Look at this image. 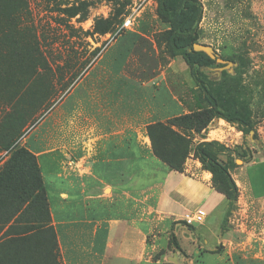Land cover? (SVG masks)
I'll use <instances>...</instances> for the list:
<instances>
[{
  "label": "crops",
  "instance_id": "obj_1",
  "mask_svg": "<svg viewBox=\"0 0 264 264\" xmlns=\"http://www.w3.org/2000/svg\"><path fill=\"white\" fill-rule=\"evenodd\" d=\"M146 3L156 21L155 0ZM161 29V23H134L111 38L22 139L36 158L50 219L41 228L38 213L20 210L10 217L0 233V264H41L40 253L51 248L60 264H192L214 243L225 247L226 259L217 264H264V235L248 233L237 243L236 227L221 231L226 200L192 152L180 173L152 153L148 125L200 108L189 68L155 41ZM221 124L229 125L212 121L194 135L193 146L225 133ZM247 156L230 175L239 192L263 201L264 160ZM195 211L201 220L185 225L184 215ZM177 230L187 235L193 258L180 247ZM168 236L180 247L171 256L167 248L160 252ZM26 251L32 260L25 261Z\"/></svg>",
  "mask_w": 264,
  "mask_h": 264
},
{
  "label": "rangeland",
  "instance_id": "obj_2",
  "mask_svg": "<svg viewBox=\"0 0 264 264\" xmlns=\"http://www.w3.org/2000/svg\"><path fill=\"white\" fill-rule=\"evenodd\" d=\"M198 1L202 6L198 43L211 47L217 58L224 61L201 71L210 78H218L222 70H227L240 82L244 87L240 101L248 110L252 124L247 135L233 125L224 127L221 124L225 133L218 130L206 137L220 139V143L230 149L235 166H241L249 158L248 154L264 160V0ZM146 2L148 0H0V172L11 165L15 150H27L22 139L36 123L47 117L105 44L124 31L122 24L126 18L132 19L131 28L134 23H160L157 18V22L153 19L154 12L148 10V5L144 8ZM70 10L76 13L74 17L69 16ZM106 21L113 22V31L104 35L94 33L96 23ZM165 29L162 25L160 32L154 35L162 53H166ZM239 58L243 59L244 67L234 75L237 62L231 61ZM31 134V137L35 135L34 132ZM242 153L247 157L241 159ZM25 160L20 163H25L23 169L30 177L31 165ZM219 160L225 162L226 157L220 155ZM28 177L23 175V187L16 179V182H2L0 233L2 226L20 210L40 214L41 228L49 222L50 217L47 219L38 202L33 201L38 194L34 190L37 184L32 181L29 185ZM237 189V200L232 208L226 207L232 211L229 217L224 215L221 231L236 227L235 242L240 243L246 242L251 234L264 235V200L250 199ZM174 235L185 254L193 258L195 253L191 242L185 238L187 235L180 230ZM170 239L168 236L167 247L164 238L160 241V252L164 253L167 248L169 256L175 252ZM224 248L221 243H214L211 251H200L197 261L192 264L223 262L226 259ZM160 252L155 255L159 256ZM39 258L41 264H52V259L60 264L59 253H54L53 248L49 252L42 251ZM25 259L32 260L30 251H26ZM0 260H4L1 255Z\"/></svg>",
  "mask_w": 264,
  "mask_h": 264
},
{
  "label": "trees",
  "instance_id": "obj_3",
  "mask_svg": "<svg viewBox=\"0 0 264 264\" xmlns=\"http://www.w3.org/2000/svg\"><path fill=\"white\" fill-rule=\"evenodd\" d=\"M155 3L156 18L166 28L164 32L166 54L171 58L181 57L189 68L196 86L194 91L196 101L200 108L197 111L172 118L165 123L156 122L148 125L146 132L152 153L169 170L180 173L192 152L193 158L198 160L201 168L210 173L214 191L224 197L227 208H232L238 197V189L230 175V171L236 167L230 157V149L214 140L199 142L193 146V138L194 135L204 132L209 124L216 119L235 126L239 132L247 135L252 130V124L248 110L243 108V102L240 101L244 87L227 70H222L218 78H210L202 73L201 69H209L217 64L215 59L209 58L204 53L191 50L192 46L198 43V24L202 17V6L198 0H155ZM69 12L70 17L76 15L74 11L70 10ZM112 26L113 22L111 21L96 23L93 31L104 35L113 31ZM154 38L158 44V38ZM35 46L39 45L35 43ZM231 62H237L234 75L240 73L244 67L243 59L239 58ZM231 82L234 83L232 87H230ZM220 155L226 157L225 162L219 160ZM239 156L241 159L246 157L244 153ZM22 159H26L25 161L31 165L30 177L23 169L22 164L25 163H20ZM10 164L0 172V186L3 181H15V179L22 186L23 175L25 178L28 177L29 185L32 184V181L36 182L34 190H37L38 194H35L33 201L38 202L48 219V203L36 158L24 148H19L13 153ZM14 184L13 182L12 185ZM18 202L15 201V203ZM231 211L232 209H226L224 215L229 217ZM170 241L174 243V248L180 251L174 236H171ZM51 262L59 264L55 262V259L54 261L52 259Z\"/></svg>",
  "mask_w": 264,
  "mask_h": 264
},
{
  "label": "built area",
  "instance_id": "obj_4",
  "mask_svg": "<svg viewBox=\"0 0 264 264\" xmlns=\"http://www.w3.org/2000/svg\"><path fill=\"white\" fill-rule=\"evenodd\" d=\"M132 25H133L132 19L130 17H128V18H126V20H124V22L122 24V28H123V30L130 29L132 27ZM200 220H201V215L197 211H195L193 213L185 214L183 217V221H184L185 225H187V226H191Z\"/></svg>",
  "mask_w": 264,
  "mask_h": 264
},
{
  "label": "water",
  "instance_id": "obj_5",
  "mask_svg": "<svg viewBox=\"0 0 264 264\" xmlns=\"http://www.w3.org/2000/svg\"><path fill=\"white\" fill-rule=\"evenodd\" d=\"M192 51L194 52H202L204 53L205 55H207L209 58L211 59H215V61L218 63V62H221L223 63L224 61L223 60H220L217 58V55L215 54V52L212 50L211 47L207 46V45H204V44H200V43H196L192 46L191 48ZM227 64H231L230 62H226ZM174 264H176V261L172 262Z\"/></svg>",
  "mask_w": 264,
  "mask_h": 264
}]
</instances>
